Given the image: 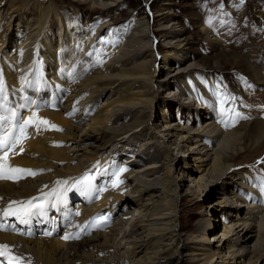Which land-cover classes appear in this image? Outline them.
<instances>
[{
	"label": "bare ground",
	"instance_id": "6f19581e",
	"mask_svg": "<svg viewBox=\"0 0 264 264\" xmlns=\"http://www.w3.org/2000/svg\"><path fill=\"white\" fill-rule=\"evenodd\" d=\"M75 1L91 9H103L121 3V0ZM35 3H40L46 9L45 6H50L52 2L27 0L25 7L8 5L9 11H6V14L12 13L10 23L13 25L6 33V39L8 36L9 41L16 40L15 51L8 53L3 51L0 58L3 57L1 73L7 79V87L16 99L15 104L9 105L8 109L15 107L22 116L21 124L30 118L35 121L30 125L32 129L28 136L25 129L26 138L9 151L8 163L13 168L30 169L36 175H26L22 180L17 181L0 179V195H3L0 205H11L12 202L23 198H27L28 201L36 197L41 199L57 177L62 180L64 190L69 192L70 183L78 176L95 177L99 184L85 186L80 195H68L69 202L78 199L76 200L78 204H74L76 210L72 216L71 203L63 207L64 209H59L63 214L61 219L52 217L51 209L47 206L48 209L35 211L34 216L40 218L35 219L36 221L29 228L20 227L26 233L25 236L11 233L0 226V245L22 244L17 248L21 253L17 255L19 264H114L115 262L116 264H169L175 258L183 261L186 256L194 264H215L216 258H221L223 264H230L228 259L234 260L233 264H264L263 188L259 184L253 185L255 181L248 174L234 170L237 165L234 164L235 159L239 152L230 150V144L236 135L231 134L226 128L228 116L222 113L224 107L222 101L225 100L216 93L213 84L202 72V68L190 61V55L186 51L187 43L183 38L184 29L179 23L164 16L165 8L156 10V16L161 18L157 23L156 31L161 32L160 41L165 48L162 54H158L156 49L152 48L153 46L157 48L156 39L152 37L154 34H151L155 30L146 17L143 20L131 17L127 22L114 27H111V23H100L93 33L100 39L95 43L97 48L93 47L94 50L91 49L90 53V55L94 54L95 61L99 59L98 57L108 55L104 53L102 41L109 36L113 38L115 45H111L112 52L115 47L116 49L120 47L131 32L130 38H134V41L125 47L122 52L123 57H138L139 60L137 62L134 60L127 67L125 64L120 66L117 65V61L110 59L112 56L110 54L106 58L107 62L106 59L104 60L106 63H102L101 60L93 68L89 67L85 60L81 68L76 70L82 76L79 81L76 73L73 74L71 71L72 77L69 76L68 62L72 48L84 46V42L88 40L89 33L80 35L87 28L73 23L64 25L61 17L56 15L59 25L57 35L60 39L51 43V38L44 32L45 22L46 24L49 22L46 20L50 18L51 11L41 10V18L39 24L36 23L37 26L35 24L33 26L32 21L24 16L26 15L24 12L27 13ZM2 5L0 1V6ZM165 21L168 23L165 24ZM9 29L10 27L7 30ZM104 32L106 35H103ZM37 36L38 40L34 43ZM90 44L93 46L91 42ZM135 44L138 45L135 47ZM64 52H66L65 56H63ZM50 56L53 61L52 68L54 66L59 74L62 73L63 83L75 94L66 96L64 108L61 110L38 112L29 106L27 98L29 89H37L41 81H44L45 74L51 75V64L42 59ZM115 81H129L131 89L135 85L137 88L122 93L108 102L106 108H101L93 114L91 128L84 132L81 140L86 143L88 139H93L92 150L84 151V154L77 157L79 162L72 165L73 160L67 155L69 148L58 143L61 139L65 142L66 139L75 140L77 133L60 136L59 132L51 131V126L48 125L56 123L70 126L74 119L80 118L82 113L86 112L85 109L89 107L90 110L89 99H92L93 94L99 89H106ZM139 81L143 85L139 86ZM147 84L151 86L152 95H149ZM166 88L171 89L163 96L162 92ZM175 107H178L177 117L175 115L173 117ZM131 109H135L136 112L129 123L119 126L108 124L117 113ZM180 109L185 110L182 116L179 114ZM2 110L0 104V114L3 113ZM69 110L70 115H68ZM157 118L158 120L161 118V124L157 122ZM43 120L48 121V124L40 123ZM195 121H199L198 126H193ZM140 125L142 128L132 131L131 134L160 127L162 135L156 134L154 137L157 140L153 143L157 144L170 177L173 176L172 166L184 158L186 163L192 161L198 164L196 172L200 174L199 181L204 183L202 186L206 189L215 186L216 194L222 195L216 205L222 207L221 224L224 236L222 239L219 238L217 250L213 248L206 235L211 227L216 228L218 225L212 224L209 227L205 221L202 226L203 235L193 239L191 245L187 246V253L184 254L177 245L182 238L178 226L183 217L178 213V201L183 194L167 191V188L161 186L162 197L158 198L155 195V188L158 186L140 177H137L141 184L137 201L141 203L143 193H147L151 204H143L148 211L139 216L137 221L130 223V227H124V236L127 239L124 237L125 241L117 240L118 229L129 220L130 206L133 203L121 194L122 190H127L130 186V182L127 181V176L130 175L129 166L124 164L120 168L115 165V158L123 157L120 152L114 157L107 158L99 155L98 151L106 150L109 144L117 141L116 137L123 131ZM125 137L120 138V141ZM160 138H164V144L160 143L162 141L159 140ZM166 141L175 143L180 154H171L167 149L169 146ZM167 180L170 183V179ZM70 216L72 220L68 221ZM100 217H107V220H99ZM69 224L72 227H68ZM64 237L70 238L64 239ZM252 241L254 243L251 244ZM129 243L132 245L131 248ZM223 246L229 252L230 258H226L219 251ZM112 247L115 251L113 254H111ZM139 253L141 256L135 259ZM2 259L7 263L6 257ZM108 259H111V262L108 263Z\"/></svg>",
	"mask_w": 264,
	"mask_h": 264
},
{
	"label": "rangeland",
	"instance_id": "374dc122",
	"mask_svg": "<svg viewBox=\"0 0 264 264\" xmlns=\"http://www.w3.org/2000/svg\"><path fill=\"white\" fill-rule=\"evenodd\" d=\"M0 1L3 4L0 6L2 10L0 14V55H2L3 51L4 53L10 51L14 52V44L16 43V40L15 42L14 40L9 41L8 36L6 39V33L12 29L11 27L13 25V23H10L12 13L6 14V11H9L8 5L12 4L14 6L25 7L27 0ZM102 1L104 0H99V2ZM51 2V7L46 4V9H44V6H41L40 3H35L27 13L24 12L26 14L24 16L32 21L33 26H37L41 18V10L51 11L49 15L50 18L46 20L49 22H47V24L45 22L44 27L45 34L47 33L46 35L51 38V43H55L60 39L57 35L59 25L55 18L56 15L61 17L64 25L73 23L74 25L79 24L85 29L87 28L80 34H90V36L88 35V40L84 42L86 46H74L72 48L73 50H71L70 61L68 62L70 71L69 76L71 75L72 77V73H76L79 77V81L82 79V76L76 70L81 68V64H83L85 60L91 68L101 60L102 63H106V58H108L110 54L113 56H110V59L117 61V65L120 66L125 64V67H127L131 65L134 60L135 62L139 60L138 57H123L122 52L125 47L134 41V38H130L132 36L131 32L118 49H116V47L114 48V52H111L112 46L115 45L111 36H109L110 39L108 38L102 41L103 48L105 49H103L104 53L108 55H106V57H98L100 60L98 59L95 61L94 54L92 53L90 55V53L91 49L94 50V48H97L95 43L98 42L100 37H97V35L93 33L95 29L97 30V27L100 26V23H111V27H114L127 22L131 17L140 18L141 20L146 17L155 30V32L153 31L151 34H154L152 37L156 39L155 45L157 48L155 46L152 48H155L158 54L164 53L165 48L160 41L161 32L156 31L157 23L161 19L156 16V10L165 8L166 13L164 16L168 19L177 21L184 29L183 38L187 43L186 51L190 55V61L202 68V72L205 73L207 79L213 84L216 93L221 95L225 100L222 113L228 116L226 128L231 134L236 135L233 142L230 144V150L239 152L235 159L234 164L237 165L234 170L242 171L251 176L253 181H255L253 185L256 186L259 184L263 188L264 194V0H121V3L118 2L116 3L117 5L115 4L114 6L103 9H91L88 6L79 4L75 0H51ZM167 23L168 22L165 21V24ZM9 27L10 29L7 30ZM63 32L62 30V33ZM104 33L103 35H106V32ZM38 36L34 43L37 42ZM90 42L93 46H91ZM137 45L138 44H135V47ZM108 50L110 51L108 52ZM116 50L117 54H115ZM65 54L66 52L63 53V56H65ZM2 58L3 57L0 58V64L2 63ZM42 59L53 64L51 56ZM104 60L106 62H104ZM75 63H77L78 66L77 64L75 65ZM52 64L51 77L53 76L55 79L56 88L58 90H65V86L60 82V78H63V75L59 74L60 72L57 71L54 66L52 68ZM91 68H89V70ZM49 74H45V78H49ZM65 79L69 80V78ZM115 82H112L106 89L97 90V92L93 94V97H91L92 99H89L91 100L89 102L91 105H89L90 110H88L89 107L85 109L86 112H83L80 118L74 119L70 126H66L65 124L48 125L51 126V131L55 133L59 132V134H61L60 136L69 133L72 134L74 132L77 133L75 140L70 139L67 141L66 139L65 142L64 139H61L58 143V145L61 143L64 144L63 146L69 148L67 155L71 156L73 160V162H71L72 165H76L79 162L77 157L84 154V151L89 152L88 149L92 150L91 144L94 143L93 139H88L86 143L81 140L84 132H87V130L91 128V118L93 114L101 108H106L108 102L122 93L137 88V85H135L131 89L129 81ZM138 83L139 86L143 85L140 81ZM146 88L150 92L149 95H152L151 86L147 84ZM170 89L171 88L164 89L162 95L164 96ZM70 91L72 92L71 94H75L73 90ZM50 93L51 86L50 84L49 86L46 84V86L41 89V94L45 98H49ZM228 97H231V99H228ZM61 98L62 97H58L50 102L46 101L43 108L48 111L63 109L65 98H63V100ZM173 111V117L174 115L177 117L178 107L173 108ZM135 112V109H131L127 112L117 113L108 124L119 126L129 123ZM184 112V109L183 111L180 109L179 114L182 116ZM117 117L119 118L116 119ZM70 119L72 118L70 117ZM160 119L161 118L158 120L157 118L159 124L162 123ZM198 124L199 121H195L193 126H198ZM139 128H142V126L140 125L133 129L123 131L116 137L117 141H113L109 144L106 150L102 149L98 151L99 155H104L107 158L114 157L120 152L123 157L115 158L117 166L120 168H122L124 164H128L127 166H129L130 175L127 176V181L130 182V186L128 187L129 189L122 190L121 194L125 196V198H128L129 201L133 202V205L131 204L130 206L131 215L129 216V220L124 222L118 229L117 240L125 241V238L127 239V237L124 236V227H130V223L135 220L137 221L139 216L148 211L145 210L146 207L145 205L143 206V204H151L147 193H143V200L141 203L137 201L140 194L139 190L141 189V184H139L137 177H140L158 186L155 188V195H157L158 198L159 196L162 197L161 186L165 189L167 188V191H176L183 194L179 197L178 201V213L183 219L181 218V222H179L178 226L182 238L179 240L180 243L178 241L177 245L184 254L187 253V246L191 245V241L203 235L202 226L205 221H207L209 227L212 224H214V226L218 225L216 228L211 227L206 235L207 239L213 244V248L217 250L219 238L222 239L224 236L223 226L221 224L223 217L221 211L222 207L216 205V203L221 200L222 195L216 194L215 186L209 189L202 186L204 183L203 181H199L200 174L196 172L198 164H194L192 161L186 163L184 158H182L179 163L176 162L172 166L173 176L171 175L170 177L167 173L164 159L157 148L158 146L156 143H153L157 140L156 137H154L156 134L162 135L160 127H156L157 129L154 128V130H140L135 134H131L132 131ZM124 136H126L124 140L120 141V138ZM159 140H162L160 143L164 144V138H160ZM166 144H168L169 147H167V149L171 154H180V150L176 147L175 143H168L166 141ZM84 178L83 176H78L74 181L72 180L70 183L71 188H75L76 192L78 191V194L72 195H80L79 192H81L85 186L89 187L94 184H99L95 177H91L92 179L88 183H79L83 181ZM166 178L170 179V183H168ZM61 182L62 180L57 177L54 183L52 182L48 187V189H50L52 186L51 192L53 193L54 205L57 204V200L66 201V193L63 190V183ZM48 191L49 190H47L45 195L40 199L43 202V208L48 209L47 207H49V209H51V216L61 219L63 214L59 212V209H64L63 207L65 206L60 208L61 205L59 204L58 208L53 207L51 203V194ZM2 199L3 195H0V201ZM24 204L25 202L20 201L14 208ZM75 210L76 205L70 208L71 216ZM71 216L67 219L68 221L72 220ZM220 224L222 227L219 226ZM68 227H72V225L69 224ZM252 243H254V241H252L251 244ZM128 245L131 248L132 245H130V243ZM184 245L186 247H184ZM21 246L22 244L20 247ZM219 251L222 252L221 254L226 256V258H230L226 247L223 246V249H219ZM113 252H115L114 247L111 249V254H113ZM140 256L141 253H139L135 259H138ZM228 260H230V264H233L234 260ZM107 261L109 263L111 259ZM215 261V264H223L221 258H216ZM114 264H116V262ZM169 264L194 263L190 262L188 256H186L183 261H179L175 258L171 260Z\"/></svg>",
	"mask_w": 264,
	"mask_h": 264
},
{
	"label": "snow or ice",
	"instance_id": "6c2138e0",
	"mask_svg": "<svg viewBox=\"0 0 264 264\" xmlns=\"http://www.w3.org/2000/svg\"><path fill=\"white\" fill-rule=\"evenodd\" d=\"M2 88H0V94H2ZM2 95H0V99H2ZM231 99V97H228ZM224 101H222L223 104ZM238 115V114H237ZM12 116H15V113H12ZM9 120L7 116H0V128H2L3 121ZM35 121L30 118L28 121L23 122L19 125L18 134H13L11 131L4 130V133L0 135V179H9V180H17L23 178V175L17 174H26V175H36L30 169H22V168H13L9 166L8 163V153L13 150L17 144L21 142L22 139L26 138L25 129L27 126L34 124ZM40 123L48 124V121L43 120ZM55 127V126H53ZM91 177H85L83 181L79 182L81 184H85L91 181ZM118 181V178H117ZM115 186V185H114ZM55 195V194H54ZM35 199V198H34ZM18 202H12V205H16ZM9 205V208L4 212V216H14L20 217L23 220V217L29 216L33 214V212L43 209L44 205L33 203L32 200L26 202L25 205L20 207H13ZM99 220L105 221L107 217H100ZM70 237H64V239H69ZM0 257H8L7 264H18L19 258L10 256V250L7 245H0Z\"/></svg>",
	"mask_w": 264,
	"mask_h": 264
}]
</instances>
